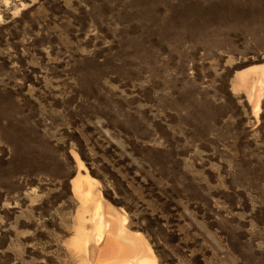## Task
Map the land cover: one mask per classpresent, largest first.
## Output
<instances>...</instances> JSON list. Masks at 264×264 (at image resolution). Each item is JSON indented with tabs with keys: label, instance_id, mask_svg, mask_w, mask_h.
<instances>
[{
	"label": "rangeland",
	"instance_id": "rangeland-1",
	"mask_svg": "<svg viewBox=\"0 0 264 264\" xmlns=\"http://www.w3.org/2000/svg\"><path fill=\"white\" fill-rule=\"evenodd\" d=\"M254 65L264 0H0V264H81L73 155L155 264H264Z\"/></svg>",
	"mask_w": 264,
	"mask_h": 264
},
{
	"label": "bare ground",
	"instance_id": "bare-ground-1",
	"mask_svg": "<svg viewBox=\"0 0 264 264\" xmlns=\"http://www.w3.org/2000/svg\"><path fill=\"white\" fill-rule=\"evenodd\" d=\"M250 76H254V79L250 82L247 98L256 116L263 91L264 65H254L239 71L235 86L246 84ZM73 158L77 171L70 185L72 195L78 199L81 209L76 217L71 246L82 253L81 264H155V257L145 238L139 232L129 231L126 217L102 199L96 189L97 181L86 172L80 173L83 166L76 156L73 155ZM87 212L88 216L85 217ZM85 221L90 224L89 232L85 231Z\"/></svg>",
	"mask_w": 264,
	"mask_h": 264
}]
</instances>
